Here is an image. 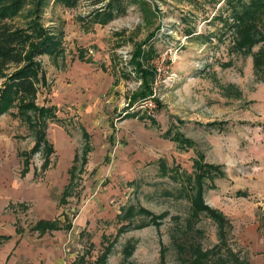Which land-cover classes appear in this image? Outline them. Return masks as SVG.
Segmentation results:
<instances>
[{
    "label": "rangeland",
    "instance_id": "1",
    "mask_svg": "<svg viewBox=\"0 0 264 264\" xmlns=\"http://www.w3.org/2000/svg\"><path fill=\"white\" fill-rule=\"evenodd\" d=\"M93 2L58 4L46 12L48 24L65 21L66 33L63 58L42 56L50 91L42 89L38 102L58 108V119L48 128L55 147L49 169L41 171L38 153L21 176L19 153L33 146L34 135L15 109L0 117V203L29 204L28 210L13 212L28 240L41 247L25 264H95L112 242L106 264H179L175 241L183 234L212 248L220 237L206 215L195 222L200 233L181 230L191 213L188 175L197 151L225 173L205 186L204 199L231 219L229 247L250 264H264V68L259 66L264 26L255 24L261 34L245 44L242 23L230 28L219 16L234 22L227 0H143L86 31L78 17L100 6ZM145 40L156 49L153 58H164L155 84L159 105L150 114L148 106H137L134 110L144 111L140 117H126L133 108L127 109V96L140 80L118 50L125 45L133 51ZM80 48L92 62L79 59ZM212 121L221 124L207 126ZM80 124L91 133L94 148L77 173L75 192L61 204L69 170L82 151ZM171 128L195 146L180 148L166 134ZM238 190L247 196H238ZM132 205L167 215L157 226L137 214L134 227L124 228L128 221L118 215ZM59 215L61 221L71 219L70 230L31 233L40 218Z\"/></svg>",
    "mask_w": 264,
    "mask_h": 264
},
{
    "label": "trees",
    "instance_id": "2",
    "mask_svg": "<svg viewBox=\"0 0 264 264\" xmlns=\"http://www.w3.org/2000/svg\"><path fill=\"white\" fill-rule=\"evenodd\" d=\"M80 0H0V117L6 113H13L20 118L34 135V144L29 150L20 151L23 160L22 176L31 169L32 159L36 154H42L41 171H46L52 165V156L55 153L54 144L48 137V128L51 121L58 119V108L54 104H40L38 95L42 89L50 91V82L47 70L43 64L42 56H48L53 61L63 58L66 54L64 20L57 24L46 22V12L49 7L61 4L73 8ZM143 0H94L93 4H99L90 11L88 15H80L81 28L90 30L95 24L107 25L117 17L125 14L130 4L143 5ZM230 8V18L234 22L227 23L228 19L219 15L221 20L230 28L239 26L243 32L244 43L252 44L254 37L261 34L255 24L264 26V0H227ZM219 18V19H220ZM53 22V20H50ZM156 49L149 42H138L132 51L129 64H133L136 75L141 84L136 90L131 91L127 96L126 117H140L142 109L134 110L141 106L142 102L154 95L156 81V70L151 62L155 56ZM79 59L92 62L86 59L85 50L80 48ZM264 68V62L259 63ZM123 75L131 77V73ZM159 105V99L154 96ZM144 115L156 124V119L151 115ZM219 121L207 123V126H217ZM83 138L81 153H77L74 163L69 170V183L65 186L62 194L61 204L67 202L72 192H75L77 173L82 171L89 161V155L93 151L92 135L88 129L80 124ZM175 140L180 148L194 147L195 141L186 137L179 129H169L166 133ZM193 173L188 175V196L191 201V213L186 221L183 232L192 231L200 233L195 222L201 215L211 218L218 226L220 242L210 249H204L197 239H186L183 234L181 241H175L178 253L179 264H250V261L243 258L239 252L234 251L228 245V237L233 229L231 220L219 209L208 205L204 199L205 186H213L217 176L224 175L221 165L205 161L202 152L197 151L194 159ZM35 174H38L36 169ZM211 182V183H209ZM244 190H238V196H247ZM25 206V205H22ZM144 214L149 223L159 226L160 220L167 214H155L144 207L124 208V212L118 215L123 221L124 228L134 227L135 216ZM67 218V217H66ZM65 218L61 221L60 215L54 219H40L31 228L43 235L47 231L70 230L71 219ZM69 219V220H68ZM24 229L18 228L22 233ZM113 248V242L104 248L103 254L95 264H106ZM132 251V250H131Z\"/></svg>",
    "mask_w": 264,
    "mask_h": 264
},
{
    "label": "crops",
    "instance_id": "3",
    "mask_svg": "<svg viewBox=\"0 0 264 264\" xmlns=\"http://www.w3.org/2000/svg\"><path fill=\"white\" fill-rule=\"evenodd\" d=\"M3 197L4 196L0 194V198ZM19 207L23 210H28L30 208L29 204L25 203L24 201H20V203L18 204H15V202L12 201H8L0 205V264H25V260H29L31 262L34 252L38 254L41 250V247L37 242L34 243V241L28 240V235L26 233L25 227L20 225L19 218L17 217V214L14 213L15 210ZM9 208H11V212L7 211ZM54 218L43 217L40 219ZM34 224H32L30 228ZM19 227L24 229L22 233L18 232ZM30 231L31 233L34 232L37 234V236L41 237L47 235L50 232L47 231L43 235H40L37 231Z\"/></svg>",
    "mask_w": 264,
    "mask_h": 264
},
{
    "label": "built area",
    "instance_id": "4",
    "mask_svg": "<svg viewBox=\"0 0 264 264\" xmlns=\"http://www.w3.org/2000/svg\"><path fill=\"white\" fill-rule=\"evenodd\" d=\"M120 56H121V61H123V64L125 65H129V61L132 57V51L128 50V46H121L120 49L118 50ZM155 70H156V81H155V84L157 82V79L159 78L160 76V72L162 70V64L164 62V58L163 57H160V56H157L155 58H153L151 60ZM140 84H141V80H140ZM156 95V92H155V86H154V95L145 99L143 102H142V107L144 106H148L150 110H148V113L150 114L152 111H153V108L157 105H156V101L154 100V96ZM128 105V103H127Z\"/></svg>",
    "mask_w": 264,
    "mask_h": 264
}]
</instances>
